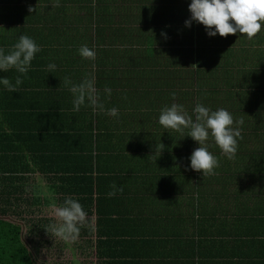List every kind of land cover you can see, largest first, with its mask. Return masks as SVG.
I'll return each mask as SVG.
<instances>
[{
    "label": "trees",
    "instance_id": "obj_1",
    "mask_svg": "<svg viewBox=\"0 0 264 264\" xmlns=\"http://www.w3.org/2000/svg\"><path fill=\"white\" fill-rule=\"evenodd\" d=\"M145 1L0 0V37L11 36L8 43L0 39V48L7 53L27 35L42 49L17 92L0 86V264H39L22 241V226L11 219L34 213L40 199L32 195L40 190L27 184V174L37 172L62 207L66 198L82 206L85 218L75 237L93 241L96 264H264V210L241 211L236 218L233 211L246 199L264 203V24L252 39L239 33L210 37L202 24L185 25L191 0H159L156 7ZM127 6H140L139 17L127 16ZM82 46L95 51L94 60L79 54ZM121 57L128 58L119 68L121 79L141 102L139 134H130L119 151L125 136L115 123L99 134L61 136L63 145L45 144L57 141L54 126L45 122L52 115L37 102L38 93L51 94L41 81L55 74L45 73L47 65H67L79 85L83 75L101 80ZM18 75L0 72L13 83ZM173 103L193 120L197 103L243 118L234 158L209 136L207 147L219 166L207 176L191 170L188 158L198 143L186 136L188 129L180 133L158 123L161 109ZM102 152L111 160L105 166ZM30 224L35 235L53 226L47 218ZM236 224L262 225L230 234ZM241 246L256 253L247 255Z\"/></svg>",
    "mask_w": 264,
    "mask_h": 264
},
{
    "label": "clouds",
    "instance_id": "obj_2",
    "mask_svg": "<svg viewBox=\"0 0 264 264\" xmlns=\"http://www.w3.org/2000/svg\"><path fill=\"white\" fill-rule=\"evenodd\" d=\"M188 8L191 15L185 21V25L190 27L193 21L202 24L210 37L216 35L227 37L229 34L239 33L252 39L261 31L264 24V0H191ZM29 11H32L31 7ZM162 35L166 36V33ZM41 50V46L27 35H20L7 53L0 48V72L7 73L14 69L20 74L14 83L7 76H0V86L10 92H17L23 83L22 77L27 76L32 61ZM78 51L85 59H95V51L87 46H82ZM47 69L49 73H53L56 65L49 63ZM64 83L68 85L71 81L65 78ZM70 91L74 96V112H78L86 102L93 111L103 110V104L99 102V94L94 88L92 79L83 81L79 85H72ZM105 92L110 95L111 89L105 88ZM193 112L195 120L185 113L183 105L173 103L161 109L158 123L165 129L180 133L188 129L186 136L191 137L199 145L190 154L188 167L207 176L213 174L215 168L219 166L218 159L208 150L209 136L214 139L222 154L228 159H233L237 152L238 140L242 138L240 126L244 124V120L243 118L234 120L233 115L226 109L213 111L200 103L196 104ZM110 114L116 115L117 109H110ZM161 149L163 148L157 145L155 152L160 153ZM114 194L115 192H110L109 196ZM56 215L62 223L58 228L53 226V230L63 235L65 239L69 237L74 239L85 218L80 203L72 198H66L64 206L57 209Z\"/></svg>",
    "mask_w": 264,
    "mask_h": 264
},
{
    "label": "crops",
    "instance_id": "obj_3",
    "mask_svg": "<svg viewBox=\"0 0 264 264\" xmlns=\"http://www.w3.org/2000/svg\"><path fill=\"white\" fill-rule=\"evenodd\" d=\"M152 3H154L153 7H156L158 5L159 0H149ZM148 0L145 1V3L149 2ZM144 4V3H143ZM129 9L126 10V15L130 17H139V14L137 12V9L140 7L137 6H127ZM137 7V8H136ZM122 22V20H121ZM10 23L8 21V26H10ZM121 24H125L122 22ZM8 26H3L2 28L6 31ZM0 39L5 43H8L11 40V36L9 34H6L3 32L1 34ZM131 58V57H129ZM128 59L127 57H121L118 59V64L109 72V74L101 75V80L94 81V88L96 92L99 94L98 96L101 98L99 99L101 103L103 104V110L99 111L97 109L96 113V119L93 121L94 113L93 109L87 110L89 108L87 104L84 105L85 112L81 115H77L76 113H73L72 105H73V93L70 91V88L72 85H75L76 78L74 77L71 69L63 64L60 63L59 67H56L55 74L50 75L49 78H45L44 76L41 77V81L46 84L45 88H48V90H51V94L48 96V91L38 93V101L35 99L34 101L41 103V105L44 108V113L52 115L50 116V123L47 119H45V122L48 123L49 126L53 125L52 131L55 135H57V141L54 138H51L45 142V144L50 145L51 142H57V144H64L61 136H76L77 134L90 132L92 131L93 134H99L101 133V129H107L108 127H116L117 133L121 134L122 137H124V145L125 146H118V148H124L126 147L131 141L129 139L130 134H139L138 132L141 130V121L143 122L142 117L140 118V112H141V102L136 103V93L134 91V86L127 85V82L121 78H124L123 73L120 72L119 68H122L124 62ZM36 71V69H34ZM63 71V72H61ZM45 73H49L48 69L45 68ZM86 76V75H85ZM84 75L81 76L80 80L86 81L89 78L85 77ZM90 77V76H89ZM65 78L67 80L71 81V84L66 85L64 83ZM91 79V78H90ZM105 88L111 89V94L105 92ZM40 89V88H38ZM37 89V90H38ZM53 95V96H52ZM30 107H34L36 105H31L30 101L28 102ZM87 103V102H86ZM124 104V105H123ZM115 108L117 109L116 115L110 114V109ZM28 109V108H27ZM26 109V111H27ZM25 111V112H26ZM27 112H32V110H28ZM139 116L138 119L137 117ZM26 117V113H25ZM17 118L14 119L13 122H15ZM138 119V120H137ZM137 120V121H136ZM56 127V128H55ZM34 130L27 132L26 135H32ZM50 132V135L53 134ZM117 133L112 134L116 135ZM110 140V139H109ZM109 140H104V142L108 141L106 146H109L110 142ZM130 141V142H129ZM26 142V140H25ZM137 142V141H135ZM128 143V144H127ZM127 144V145H126ZM70 145V143H69ZM77 146V143H76ZM85 146V145H84ZM83 147V146H82ZM132 150L136 151V146L131 147ZM115 150V149H111ZM105 153V152H104ZM104 153L102 152L99 156L100 160L103 161L104 166L111 160H106L107 158L104 157ZM28 176H31L30 179L33 180L36 177L39 179V181L44 185L45 187H48L49 184L47 180L45 179L44 175H41L39 172L34 174H27ZM26 175V176H27ZM40 185V184H39ZM44 194V193H43ZM45 196V195H44ZM255 209L257 210H264V203L263 201H248L247 199L242 202H237L233 211L235 212L234 218H236V214L244 211V212H252ZM238 228L231 227L229 229L230 234H234L235 232H247L248 230L250 232L254 229L261 226L262 224L258 226H253L252 224H245V225H238ZM223 237L220 236L219 240H221ZM231 239V238H230ZM248 240V239H247ZM241 251H246L245 253L247 255L255 254L253 250V246H245L239 248Z\"/></svg>",
    "mask_w": 264,
    "mask_h": 264
},
{
    "label": "rangeland",
    "instance_id": "obj_4",
    "mask_svg": "<svg viewBox=\"0 0 264 264\" xmlns=\"http://www.w3.org/2000/svg\"><path fill=\"white\" fill-rule=\"evenodd\" d=\"M171 12V9L164 10V13ZM158 16L163 15L162 9L159 7ZM28 185H36L40 193L33 194L37 200L33 207V214H21L25 219L17 217V213L12 215L11 219L22 226V241L29 249L32 258L39 264H96L94 243L88 238L74 239L69 237L65 239L63 235L57 234L53 230V226L57 228L62 223L56 215L58 208L62 207L57 196L50 187H45L36 177L27 182ZM40 184V185H39ZM44 193V194H43ZM45 195V196H44ZM19 212V211H17ZM39 220L41 218L52 220L53 226L47 228L40 235H35L31 228L30 221L32 219Z\"/></svg>",
    "mask_w": 264,
    "mask_h": 264
}]
</instances>
